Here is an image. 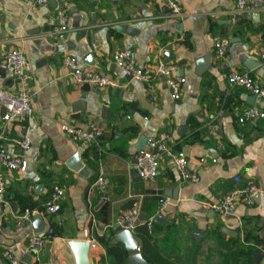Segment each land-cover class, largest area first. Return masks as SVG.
<instances>
[{
	"label": "crops",
	"instance_id": "0c3cea01",
	"mask_svg": "<svg viewBox=\"0 0 264 264\" xmlns=\"http://www.w3.org/2000/svg\"><path fill=\"white\" fill-rule=\"evenodd\" d=\"M170 1L0 0V60L9 51L21 50L33 75L30 116L7 122L0 103V146L28 163L25 171L0 165L10 202L0 210V264H6V249L22 264H77L71 240H97L99 246L90 250V262L97 264L109 258L98 236L116 230L120 215L130 207L138 206L148 218L156 216L164 196L176 205L162 214L171 223H161L164 227L155 235L178 264H186L184 250L193 242L201 243L196 264H264L263 197L250 205L240 202L234 218L214 214L211 207L251 183L264 191V118L245 125L238 121L249 106L264 111V99L257 97L251 105L254 94L229 88L226 80L231 71H247L264 86V0L244 12L236 10L237 0H175L182 9L180 16L172 14ZM64 9L69 30L61 35L57 14ZM119 24H127V30H117ZM83 30L85 36L78 38ZM216 36L229 40L226 57L219 61ZM126 49L150 73L159 62L176 65L177 74L185 79L181 98H172L164 76L142 82L120 68L114 56ZM65 55L108 75L118 86L78 87L63 65ZM209 55L210 67L197 74L196 62ZM249 60L253 69L247 68ZM6 73L5 78L0 76V88L18 92L17 82ZM211 122L218 125L220 140L208 135L205 125ZM64 123L82 129L95 126L102 135L93 142H76L62 130ZM162 132L169 135L175 151L186 154L190 169L200 176L198 182H182L168 156L155 181L134 174L140 139ZM24 137L31 141L28 149L15 143ZM100 176L109 180L107 201L97 186ZM55 185L65 194L60 211L50 213L45 203ZM178 186L179 198L174 199L169 193ZM25 209L32 210L31 221L19 226L16 216ZM37 217L47 239L39 255L28 250ZM170 227L175 232L170 233ZM223 227L238 236L226 234ZM196 229L205 233L201 241L193 233ZM222 253L234 257L226 263Z\"/></svg>",
	"mask_w": 264,
	"mask_h": 264
},
{
	"label": "built area",
	"instance_id": "2783aa9c",
	"mask_svg": "<svg viewBox=\"0 0 264 264\" xmlns=\"http://www.w3.org/2000/svg\"><path fill=\"white\" fill-rule=\"evenodd\" d=\"M48 1L49 0H37L39 4H46ZM256 1L257 0H237L236 10L238 12L249 11L254 8ZM169 6L174 16H180L182 14V9L175 0H171ZM57 23V29L61 35L69 30V17L66 9L58 12ZM214 41L216 42L215 58L219 61L226 57L229 40L216 36ZM261 59L264 62V50L261 53ZM114 61L132 78L142 82H149L154 76L161 75L166 77V82L170 88L172 98L176 100L181 98L182 85L185 79L177 74L178 67L176 65L159 62L155 73H150L138 65L133 52L129 49L116 53ZM63 65L69 70L70 76L78 87L85 85L96 88L118 86V82L108 75L90 68H84L80 65L77 58L72 55L64 56ZM0 67L13 77L20 88L18 92H11L4 88H0V103L6 110L3 119L7 122H12L23 116H30L33 113L32 95L30 93L33 75L28 71V58L26 54L21 50L9 51L1 58ZM226 80L229 88L241 87L256 95L258 98L264 99V86L250 72L231 71L227 73ZM257 118H264V111L254 105L245 108L238 121L240 124L245 125ZM205 128L209 136L216 140H220L221 136L216 123H207ZM62 130L69 134L76 142H93L102 135V131L95 126L89 129H82L64 123L62 125ZM15 143L22 149H28L31 146V141L28 137L16 139ZM165 156L173 160L175 170L179 174L182 182H198L200 180L199 174L190 169L186 154L182 151H175L169 144V135L164 132L148 137L147 147L138 152L137 167L140 170L141 177L147 181H155ZM201 161L204 162L205 159H201ZM212 161L215 163L217 159H213ZM0 165L10 170L25 171L28 163L17 155L9 154L0 146ZM97 186L102 192V199L107 201L108 196L106 195V191L109 186L108 178L100 176L97 180ZM6 188V181L3 174L0 173V210L9 206L10 203L7 198ZM258 193H260L258 186L251 183L244 189L232 190L224 195L218 202L212 204L211 207L219 216L225 217L228 215H235L240 202L248 205L253 204L254 198ZM64 194V188L55 185L50 198L45 203V209L50 213H58L61 209V202L64 198ZM171 205L176 204L170 198L165 196L162 197L159 202L158 213L163 214ZM31 217L32 210L25 209L16 216L17 225L21 226L30 222ZM142 222H146L149 231L152 232L156 219L155 216H152L145 221L141 220L140 208L138 206H133L122 212L117 223V228L130 230L135 233L138 225ZM241 224L243 223H240V230L243 228ZM46 242V236L42 234H32L28 239V250L35 255H39L45 248ZM244 243L253 245L248 241H244ZM98 246L99 242L97 240H92L90 242V250ZM3 256L6 264H22L21 259L10 249H6ZM97 264L113 263L106 256Z\"/></svg>",
	"mask_w": 264,
	"mask_h": 264
},
{
	"label": "water",
	"instance_id": "95a60500",
	"mask_svg": "<svg viewBox=\"0 0 264 264\" xmlns=\"http://www.w3.org/2000/svg\"><path fill=\"white\" fill-rule=\"evenodd\" d=\"M79 24H77L76 26L78 27ZM128 28L127 24H119L116 26L117 30H120L122 32H125ZM86 34V31L83 30L81 32V34H79L78 38L84 37ZM211 55L202 58L201 60H198L196 62V67H197V74H201L203 73L206 69H208L210 67V62H211ZM248 69H253L254 68V62L252 60H249V64L247 65ZM0 76L5 78L7 76L6 70L1 69L0 70ZM10 81H12V79H9ZM85 89L89 90L90 86L89 85H85ZM256 99L257 96L254 95L251 98V105H254L256 103ZM148 138L146 136H142V138L140 139L139 143L137 144V150H143L147 144ZM138 164V162H136V165ZM82 166V163H77L76 167ZM134 174H137L140 178V170L139 168H136L134 170ZM42 187V186H41ZM179 186L176 187L174 190H172V192L169 193V196L174 198V199H178L179 198ZM261 197H263L264 199V191L262 193H258L255 196V199L258 200ZM213 213L215 214V211L213 210ZM228 218H234L235 215H228ZM148 219V216L144 213L141 214V220L145 221ZM156 222L158 223H162V224H170L171 222L162 214H157L155 216ZM32 226H33V231L35 234H41L45 231V225L42 221V219L40 217H37L34 219V221L32 222ZM222 231L225 232L226 234L230 235V236H234L237 237L238 236V232L235 230H231L228 229L226 227L222 228ZM115 235L112 239V244H118L121 243L124 245L125 250L128 254L127 257V264H151L150 262H148L143 253L141 252V244H140V239L136 236V234L130 230H122L120 228H117L115 230ZM196 239L198 241H201L202 238L205 236V233L202 232L201 230H194L193 231ZM69 246L75 256L76 259V263L77 264H91L90 262V242L89 241H85V240H71L68 242ZM254 256L256 258H260L261 254L256 253L254 254ZM24 261H28V258L25 257Z\"/></svg>",
	"mask_w": 264,
	"mask_h": 264
},
{
	"label": "trees",
	"instance_id": "16d2710c",
	"mask_svg": "<svg viewBox=\"0 0 264 264\" xmlns=\"http://www.w3.org/2000/svg\"><path fill=\"white\" fill-rule=\"evenodd\" d=\"M159 227H164V225L155 222L153 231L150 232L146 222H142L138 225L135 234L141 240V252L145 259L151 264H178L177 258H175L176 256L167 250L168 247L165 248V244L159 245V241L155 235V231ZM173 232H175V230L170 227V233ZM217 232L219 235H224L220 229H217ZM115 233V230L111 228L108 234L98 236V240L106 248L110 261L113 264H127L128 254L124 245L121 243L112 244ZM200 247L201 243L193 242L190 247L184 250L186 264H196L197 257L200 253ZM245 249L246 248H243V252H246ZM247 251L252 256V251L250 249H247ZM221 256L222 261H226L227 263L229 259L234 257V254L222 253Z\"/></svg>",
	"mask_w": 264,
	"mask_h": 264
}]
</instances>
